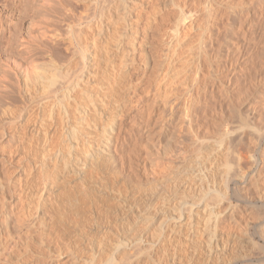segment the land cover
I'll list each match as a JSON object with an SVG mask.
<instances>
[{
    "label": "rangeland",
    "instance_id": "rangeland-1",
    "mask_svg": "<svg viewBox=\"0 0 264 264\" xmlns=\"http://www.w3.org/2000/svg\"><path fill=\"white\" fill-rule=\"evenodd\" d=\"M203 3L204 0L197 1L200 12L205 7ZM259 5L261 6L259 0H255L251 7L252 14L254 13L255 17L260 21V23H256L258 20L255 21L259 28L254 25L252 31L255 34L254 36L252 35L253 38H245V40L240 38L241 42L236 39L243 35V31L241 29L238 30L239 23L236 24V31L234 30L236 34L233 31L229 33L228 36L230 38H228L224 33L223 35L225 36L223 37L222 35V38H220L224 39L221 42H239L240 44L236 42L235 45L237 44L238 47L240 45V49L243 45V50H241L242 54H245L244 57L239 55L242 60L237 57L238 55L235 56L236 54L233 56L239 59L235 68L238 66L240 71L237 68L236 75L232 72V80H230L233 81L232 84L229 82V79H231L229 74L232 68L231 70L230 67L228 68L229 64L227 65V61L222 63V67L226 63V68L223 67L225 69L222 67L218 69L224 70L217 72L218 75H222V77L220 75V80L223 83H230L229 96L223 92L224 96H227L225 98L222 92L217 91L219 88L216 89L214 87L216 90L214 89V92H211L212 94L208 93L209 97L208 95L199 97L197 99L198 102L192 99V104L193 102L197 104L193 105L195 110L197 109V113L195 112L190 126L187 124L182 130H177L180 124L178 120L179 108L175 110L177 115H174L175 119L171 118L170 120L168 113L165 112L167 114L165 117L167 118L164 120L165 126L163 129L160 115L163 114L165 106L168 108L169 104H174L177 107L176 104L181 103L177 97H179V92L180 94L183 92L184 86L179 83L176 86L173 85V87L165 86L162 82L158 84V81L153 79L155 77L154 72L157 70L155 68H158L157 65H159L158 62L160 64L166 62L165 58L162 55L160 56V53L163 52L164 43L159 37L161 35L149 38L150 41L146 40L144 38V29H139L136 33V36H138V49L133 55L134 59L132 62L133 66L136 67V71L132 72L131 78L135 82L133 86L137 87L135 88L136 92L135 90L133 91V87L131 91L130 88L127 91V85H124L125 88H123L122 94H119V96H126L125 92H128L134 99L133 103H131L132 105L127 103L126 109L124 108L127 111L125 115H121L123 116L121 119L122 132L128 136L127 138L130 139V142H126L125 145L118 143L113 146V153H111L113 158L106 160L103 157L105 161L100 164L101 167L97 168L93 165L95 162H91V165L96 169L88 162H90V159L91 161L94 159L92 157L93 152L98 151L100 148L96 146L89 148L88 144L85 145L82 142V145H80H84V147H79L80 150L74 152V154L72 152L73 156L70 159L69 169L61 172V164L65 161L62 160L63 155H60L63 151L61 146L64 145L62 144L64 136L62 139V135L59 134L60 137L58 135V123L52 125L50 134L46 131L49 129H45L43 125L41 136L37 138L30 133L33 128H31L28 118L32 112H25L21 117L18 116L21 109L29 107L31 101L35 99H41L44 102L57 100L58 90L52 92L47 80H50L53 68L55 66L58 67V60L61 61L64 71L67 70L68 73L76 75V68L81 64L77 53L79 36L88 35V18H93L92 14L97 15V13L90 8L92 6L91 0H0V264H186L198 258L199 256H196L194 251L198 249V244L195 240H199L200 236L199 238H197L198 236L193 237L194 234L191 236L189 231L182 227H179V229L177 227L178 234L177 231L176 233H170L168 228L174 227L175 222H179L177 219L170 220V213L177 211L178 207H183L184 203L191 199L202 200L199 207L200 210H203L208 203L212 205L214 203L213 199H218L217 191H221L224 188V185L219 180L220 176L217 177L219 180L217 184L216 179L211 177L208 179L209 181L210 179L213 180L212 182L210 181L211 184H209V181H205L203 187H197V191L193 189L195 192L193 190L190 191L192 193H188L190 194L189 196L187 193L183 194L180 191L174 194L173 191H170V195L166 193L169 196L163 195L165 197L163 198L164 200H160L163 196L161 198L153 197L150 200V193L155 189L158 191L161 188L159 178L163 177L162 173V176H158L159 173H154L153 171L158 168L173 167L175 172V169H180L185 162L192 159L197 160V153L205 150L210 144L211 146H216L222 142L220 134L224 127L225 129L227 128L226 130L233 131V136L237 140L233 141L235 149L246 154L248 152L249 156H254L255 158L249 157L250 160L247 161L251 162V159H253L252 162L255 163L254 160L257 159L259 170L262 167L264 168V80L262 79L264 78V67H262L264 63H262L263 61L260 62V60H264V56L262 57V52H264V44L262 45L264 43V34L263 32L261 33V31H264V29H261L264 15H260L261 11L258 9L261 7ZM201 33V30L197 27L185 31V36L183 37L184 43L186 42L185 48L187 47L184 50L186 51L184 52L185 58L190 57V45L191 43L194 45V43L199 42L197 40H199ZM157 38L159 41H157ZM250 40L253 41L251 42ZM189 52L190 54H187ZM89 53L87 52V55L90 56ZM251 53L254 54V58ZM246 55L249 56L246 57ZM163 58L164 60L161 62L160 59L162 60ZM231 58L232 55L229 56V59ZM250 61L252 62L249 63ZM239 62L243 67L239 66ZM94 63L98 64V61L90 63L84 70L85 74H89L87 79L93 76V73L89 72L90 69L91 71L96 69L94 75L96 74L101 78L100 67L99 65L95 66L96 64ZM248 66L250 70H247L249 69ZM261 67L263 68L262 70ZM152 68L154 70L153 73H151ZM243 68L245 72L247 70V74ZM248 71L251 76L256 72L254 73L256 77L254 78V75L252 76L253 78L249 76ZM241 73L243 77L240 75ZM247 75L250 80L253 79L254 81L244 78ZM237 76L240 78L238 77L237 79ZM233 78L237 80H233ZM99 81L91 79L88 81V85H86L87 82L81 83L85 87L88 86V91L91 90L90 92H93L92 90H94L96 83ZM241 81L242 83H240ZM126 82L128 83V81ZM166 89H171L172 92L168 90L170 93H165V91L168 92ZM233 89L235 90L234 94ZM175 90L177 92H173ZM178 90L180 91L178 92ZM229 97H232L233 101ZM206 98L209 99L206 100ZM165 100L166 105L161 106ZM168 100L171 101L169 102ZM174 101L175 103L177 101V103L175 104ZM203 102L208 103L204 104ZM220 102L224 104H220ZM47 104L49 105L50 103ZM153 107H156L155 110L158 109V112L152 113L149 119L147 118V115H149L148 111H152ZM51 108L52 106H49L44 109L43 118L47 119L49 117ZM109 108L111 109V107ZM110 109H107V113L116 112L115 108ZM41 119H38V121L41 122ZM145 121L148 122L144 124ZM101 123L109 125L105 118L101 120ZM140 126L142 127L140 128ZM135 127H138L140 137ZM258 130L263 133L261 135L262 139L255 136L259 133ZM141 131L143 134L140 133ZM136 137H138V141H135L137 140ZM253 137L255 138L254 141ZM241 140L244 142H241ZM258 145H261V148ZM248 147H255L256 149L254 148L255 150H253V148L249 149ZM66 149L65 146L64 150ZM89 149L92 152L88 153ZM247 149L248 151H246ZM250 150L252 153H249ZM259 153H261L262 157ZM225 158L227 157L222 158L221 162L225 163V160H231L230 158V160ZM193 161L191 162L193 163ZM253 165L250 166L251 168H248L249 165L247 168L245 167L244 174L239 175L231 184V189H234L231 191V195L236 211H234L235 215L229 218L230 220L228 219L230 212L226 210L228 200L224 199L217 202L224 201L220 210L225 215L223 217L224 223L221 226L222 228L220 227V234L218 235H220L219 237L224 235L234 239L231 241L232 246L229 250L230 254L232 253V257L230 256L229 261L226 260L222 264H264V238L261 236L262 231H264V208H262L264 200L257 199L258 196L264 199V171H262L261 179H257V176H254L253 172L250 171ZM166 168L164 169L166 170ZM152 169L154 170L152 171ZM164 169H161V171ZM94 174H96L95 176H102V179L97 176V180L93 181V178L96 179ZM89 177L92 179H89ZM149 178L152 179L150 180ZM193 180L195 181V179ZM44 182H48L47 184H49L51 190L43 198L39 199V207L42 211V221L45 223L49 222V227H47L46 233L41 234L40 229L34 226L31 221L34 218V208L38 202L37 197L31 198V196L40 190V186ZM91 182H94V185ZM95 182L103 183V187L99 183L98 186L100 185L99 188H101L99 190L96 189ZM153 182L157 183V185L155 184L156 186H154ZM251 182L255 184L253 185ZM90 185L96 189L94 190L96 191L95 194H93V187ZM104 185L107 186V189H105ZM149 186L156 188L149 190L151 188ZM12 188L13 190L9 192ZM102 189L106 193L101 191ZM255 190L258 191V196ZM98 192L101 196L98 195ZM139 193L142 194L140 195ZM212 193L216 195L215 198H213L214 195ZM89 196L93 197V200L95 198L93 201L94 205L90 201L92 199ZM98 196L100 200L103 198L101 205H99ZM84 197H89L88 199L90 200L84 199ZM70 198L80 199L78 204L80 207L77 206L79 209L76 208L75 212L70 211L72 207L69 206L67 201ZM83 201L86 204L85 206H87V210H85L87 212L83 210L86 209L82 204ZM147 201H153L155 204L153 202L149 204ZM81 205L83 209H81ZM96 205L99 206L96 207ZM164 206L165 210L158 212V209ZM80 209L85 213L83 211L80 212ZM76 212L78 213L77 215L75 214ZM24 213L25 216H22ZM27 213L29 217H27ZM73 213L74 215H72ZM67 215L70 216L67 217ZM21 217H26V219L20 221ZM63 219L64 222L62 221ZM68 221L74 224H68ZM69 226H71L72 230ZM165 227H167L166 230L164 229ZM69 228L71 231L67 230ZM55 230L58 231V235ZM47 231H52L54 235L49 237ZM139 232L143 234V238L140 239L138 244V241H133V239ZM56 238H59V243L61 244L58 245L56 243L58 240ZM250 238H252V241ZM51 240H54V242L51 243ZM201 260L194 261L206 264L205 261L202 260V262ZM196 262L195 264H199Z\"/></svg>",
    "mask_w": 264,
    "mask_h": 264
},
{
    "label": "bare ground",
    "instance_id": "bare-ground-1",
    "mask_svg": "<svg viewBox=\"0 0 264 264\" xmlns=\"http://www.w3.org/2000/svg\"><path fill=\"white\" fill-rule=\"evenodd\" d=\"M197 1H199V0H91L92 6H90V8L93 12L97 13V15L92 14L93 18H88V26H87V29L89 32L88 35H85V36L80 35L79 36V41L77 42V47H78L77 53L79 54L78 59L81 62V64L79 66H77V68H76V71H77L76 75H74L73 73L72 74L68 73L67 70L64 71V68L61 65V61L58 60V67L55 66L53 68L54 70L52 72L50 80H47V83H49L48 84L49 88L52 89V92L58 90L57 100L54 99L51 102H44L41 99H35V100L31 101L29 107L22 108L21 112L18 116V117H21L23 115V113H25V112H32L28 118L29 122H30L29 124L31 125V128H33L32 130H30V133L37 138L39 136H41V130L43 129V125L45 126V129H49L46 131H48L49 132L48 134H50L52 132V125H55L58 123V135L61 134L62 139L64 136V139L62 141V144H64V145L61 146L63 148V151H62V153H60V155L61 154L63 155L62 160H65V161L62 162V164H61L62 167L58 166V167H61L60 168L61 172L69 169V166H70L69 164H71L70 159L73 156L74 152H77L78 150H80L79 147H84V145L81 146L82 142L85 145L88 144L89 148H93L94 146H96V147L101 149V150L98 149V151L93 152L94 154H92V157H94V159H92V161L90 159V162H88V164H90V165H91V162H95V164H93V163L92 164L97 168L100 166V164L102 162L105 161V159L108 160L109 158H113V156L111 154V153H113V151H112L113 146L117 145L118 143H120V144L122 143V145H125L126 142H130V139L127 138L128 136L124 135V132H122L123 128H122L121 119L123 116H121V115H125V113L127 112L125 110L127 103H129V104L133 103L134 99H132L131 95L128 92L124 91L126 93V96L125 95L119 96V94L122 92V90H124L123 89V88H125L124 85H127L126 86L127 91L129 90L128 88H130V91H131V89L133 87V91L135 90V92H136L135 88H137V87L133 86L135 82H133V80L131 78H132V72L136 71L135 70L136 67L133 66L134 64L132 62L134 59L133 55H135V53L138 49V36H136V33L138 32L139 29H144V38L146 40L147 39L149 40V38H155V37L161 35L159 37L161 38V40H163V43H164V45L162 47L163 52L160 53V56L162 55L165 58L166 62H163L161 64L158 62V64H159V65H157L158 68H155V65H154V68L157 70H155L156 72H154L156 78L153 76L154 77L153 79H156L158 81V84H159V82H160V84L162 82L165 86L167 85V86L173 87V85L176 86L177 83L182 84V86H184L183 92H181V94L179 92L180 90H178L179 94L176 93L179 95V97L175 96L180 100L181 103L176 104L177 101H176V103L174 101V103L177 105V107H175L174 104L171 105V104L167 103V104H169V107L166 108L167 106H165L164 107L165 109L163 108L164 109L163 114L160 115L161 121H162V124H161L162 129L165 126L164 120H166L165 118H167V117H165V115L167 116V114L165 112L168 113V118H170V120H171V118H174L175 117L174 115H176L175 110L177 108L180 109L179 110V118H178L180 124H179V128H177V130L178 129L182 130V129H184L183 127L185 125L188 124L190 126V124L192 123V121L194 119L195 112L197 110V109L195 110V108H194V106L197 104H195L194 102L192 104V101H193L192 99H194V101H196L199 97H203V96L205 97L206 95H208V93L214 92L215 88L216 89L219 88V90H217V91L222 92V94L224 92V93L228 94V96H229V94H230L229 90L231 88L230 83L232 84V82H233V81H230V80H232L231 74H232V72L233 73L237 72L236 70H237L238 66L236 68H235V66L238 65L237 64L238 60L239 59L242 60V57L245 56L244 53L242 54L243 45L241 47L242 50L240 49V45H239V47L237 46V44H240L239 42H241V40H239V39L240 38L242 40H245V38L249 39L250 37H252V35L254 36V34H255V33L253 34L252 30L254 29V25H256L255 21L258 19L255 17L254 13L252 14V11H251L253 1H255V0H235L236 2L238 1L237 3L235 1H234L235 2L234 3L233 0H204L203 5H205V7H204V9L202 8L201 12H200V9H198ZM259 2L261 4V6L259 5V7H261L260 8L261 10L260 9H258V10L261 11L260 15L263 16L264 15V0H259ZM260 15H259V17H261ZM257 22L260 23L259 20L256 21V23ZM237 23L240 24V25L238 24V27H239L238 30L241 29V31H243L242 32L243 35H241L240 32L238 31L239 34L241 35V37L236 38V39L239 40V42L236 41L237 42L236 45H235V43H236L235 41H233V42H230V41L221 42L224 40V39L223 40L220 39V38H222L221 36L224 33H225V35L228 36L229 33L233 32L234 30L236 31L235 28H236ZM261 23H263V25H264V21ZM263 25H261V29H264ZM196 27L198 29H200L202 33H201V36L199 35V37H200L199 40H197L199 42H197L195 44L194 42H196V41H194L193 42L194 45L191 43L192 46L190 45V48H189V50H191V55H190V57H186V58H188V59H186L184 57L185 56L184 52H186V51H184V50L187 47L185 48L186 42L184 43L183 37L185 36V31H188V30L196 28ZM256 27L259 28L257 25H256ZM258 30H260V29H258ZM149 32H151V34H149ZM262 32L264 34V31H261V33ZM247 33H249V34H247ZM235 34H236V32H235ZM225 35H223V37ZM257 35H259V34H257ZM232 37H231V39H232ZM228 38H230V37L228 36ZM157 41H159V39ZM250 41L252 42L253 40H250ZM187 44H188V42H187ZM263 44L264 43H262V45ZM245 47H247V45H245ZM259 48H261V47H259ZM87 52H90L89 53L90 56L87 55ZM263 53L264 52H262V57L264 56ZM187 54H190V52ZM234 54H236L235 56L238 55L237 56L238 58H239V55H242V57L238 59L237 57H233ZM248 54H250V53H248ZM252 54L253 53H251V55ZM260 54H258V55H260ZM230 55H232L233 59L232 58L229 59ZM131 56H132V59H131ZM248 56L246 55V57H248ZM252 56L254 58V54ZM96 57H97V59H96ZM164 58L162 60L160 59V61L162 62L164 60ZM234 58H237V59H234ZM261 58H259V59H261ZM250 60H251V57H250ZM94 61L95 62L98 61V64L97 63H94V64H96L95 66L99 65L100 70H101V78L98 77L96 74L94 75L96 69L93 71H91V69H90L89 72L93 73V76H91V78L87 79V77H89L88 76L89 74H85L84 70L86 69V67L90 63H92ZM225 61H227V65L229 64L228 68L230 67V70L232 68V70L229 74L230 77L228 76L229 78H231V79H229L230 83L228 82V84L223 83L220 80V78L222 77V75L220 73L219 74L221 75V77H220V75L217 74V72L222 70V69L221 70H218V69H220V67H222V63H224ZM261 61H263L262 63H264V60H260V62ZM251 62L252 61H250L249 63H251ZM249 63H247V64H249ZM225 64L223 67H225ZM240 65L242 66V64L239 62V66ZM252 65H254V64H252ZM259 65H262V64L260 63ZM259 65H258V67H260ZM262 67H264V66H262ZM262 67H261V70L263 69ZM133 68H134V70H133ZM165 68H166V70H165ZM225 68H223V69H225ZM240 69H241V67H240ZM238 70H239V68H238ZM243 70H244V68H243ZM247 70H250V67ZM247 70H246V72L244 70V72L246 74H247ZM258 70H260V69H258ZM153 71L154 70L152 68L151 73H153ZM222 71H224V70H222ZM226 73H229V72H226ZM254 73H256V72H254ZM254 73H253V75H254ZM234 75H236V73ZM237 75H239V74H237ZM240 75L242 76V73ZM248 75L251 76V74H249V71H248ZM248 75H247V77H244V78L249 79ZM239 76H237L236 78L238 79ZM244 76H245V74H244ZM255 77L256 76L254 75V78ZM236 78H233V80ZM91 79L100 80L99 82L96 83V87L94 88V90H92L94 93L90 92L91 90L88 91V86L85 87V85H83L81 83V82H87L86 85H88V81ZM129 79H131V80H129ZM222 79H225V78H222ZM262 79L264 80V78H262ZM251 80L254 81L253 79H251ZM251 80L249 79V81H251ZM126 81H128V83ZM155 81H154V83H156ZM226 81H228V80H226ZM235 83H238V82H235ZM240 83H242V81ZM263 85H264V83H263ZM156 86H158V85H156ZM171 89H174V88H171ZM171 89H166V90L167 91L169 90L170 92H172ZM161 90H162V88H161ZM169 91L168 92L165 91V93H170ZM173 92H177V91L175 90ZM220 92H219V94H220ZM127 93H128V95H127ZM163 93H164V91H163ZM234 93H235V90H234L233 94ZM236 94H237V92H236ZM166 95L168 96V94H166ZM213 95H215V94L213 93ZM223 96H224V94H223ZM231 96L233 97V95H231ZM208 97H209V95H208ZM224 97H223V99H224ZM232 97L231 98L229 97V99L232 100ZM225 98H227V96ZM207 99H209V98H206V100ZM166 100L163 102V104L161 106L166 105L165 104ZM168 101L170 102L171 100H168ZM228 101H230V100H228ZM197 102H198V100H197ZM47 103H50V104L48 105ZM206 103H208V102H206ZM206 103H204V104H206ZM222 103L220 102V104H222ZM228 103H230V102H228ZM129 104H128V106H129ZM179 105H181V106H179ZM49 106H52L51 111H50L51 114L49 115V117L47 119H45L42 116L43 111L46 107H49ZM109 107H111V109L115 108L116 112H114V110H113L114 113H112V112L107 113V111L110 109ZM155 108L150 112L148 111L149 115L146 114L148 116L147 118L151 117L150 115L152 113L154 114V112H156V113L158 112V109L155 110ZM221 108H222V106H221ZM209 109H211V108H209ZM202 111H204V110H202ZM206 113H208V112H206ZM200 115H201V113H200ZM145 117H143V118H145ZM40 118H42L41 122L38 121V119H40ZM104 118L107 122H109V125H103L101 123V120ZM146 122H148V121H145L144 124H146ZM141 127L142 126H140V128ZM226 129L224 127V130H221L220 135L222 137V142H220V144H217L216 146L215 145L211 146V144H210L206 149L204 148L205 150H202L199 153H197L198 154L197 160L192 159V160L185 162V163L182 161V163H184V164L181 167L178 166V167H180V169L177 167L178 169L177 170L175 169V172L173 170V167H169V168L164 167V168H166V170L164 168L160 167L161 169H164L162 171L157 166H155V167H157L158 169H155V167H154L155 170L152 169V171L154 170L153 171L154 173H159L158 176H160L162 173L164 178L163 177L159 178V180H160L159 182L161 185L159 183L158 184L161 186V188L163 187L164 189L162 188V190H163L162 191L160 186H159L160 189L157 191L155 189L156 187H153L156 191L153 190L151 193L148 191V193L151 194V195L149 194L150 200H152L153 197L154 198H156V197L161 198L164 194L166 196H169L170 191L171 192L173 191V194L178 193L179 191L182 192L183 194L192 193L190 191H192L193 189H195L197 191L196 188L199 186L203 187L204 182L209 181L208 179L211 177L216 179V184H217V181L220 180L221 183L224 185L223 186L224 188L223 187H222L223 189L220 188L222 190L217 191V194L215 192H213L217 195L218 199H216L215 198L216 195H214L212 193V195H214L213 198H215V199H213L214 203L212 205H210V203H208L209 205L208 204L205 205L203 210H200V208H199L201 206L202 200L191 199L188 201L186 200L187 202L184 203L183 207L180 206V207H178V209H176L177 211L170 213L171 214L170 220H174V219L179 220V222H175L174 227L168 228V231L170 233H172V232L176 233L177 227H178V229H179V227H182L183 229L189 231L191 236H192V234H194L193 237L198 236L197 238H199V236H200L199 240H195L196 243L198 244V249H195V251H194L196 256H199V257L193 259L192 262H187L186 264H195L196 261H194V260H201V259L203 261H205L206 264H222L226 260L229 261V257L232 255V253L230 254V252H229V250L232 246L231 241H233L234 239L232 237H227L224 235L219 237L220 235H218V234H220L219 229L224 223L223 217L225 215H224L223 211L220 210V207L224 201L219 202V203H217V202L222 201L224 199L228 200V204H227L228 206L225 204V206H227L226 210H228L230 212V214L228 212V214H229L228 219L233 217V215H235L234 211H236L235 210L236 206L233 205L231 191L234 189H231V184L235 181L234 179H237V177L239 175L244 174L245 167L247 168L248 165H249L248 168H251L250 166L252 164H254L252 169H250V171L253 172L254 176H257L256 177L257 179L261 177L262 171H264V170H262V169H264L263 167H262V169L260 168V170H259V168H258L259 164H258L257 159L254 160L255 163L252 162L253 159L255 158L254 156L253 157L249 156L248 152L246 154L243 151L235 149V145H233V141L235 140V138L233 136L234 133H233V131L226 130ZM135 130L138 131V134H139L138 127H135ZM258 132L259 133H257L255 136L259 137V139H262L261 135H263V133L260 132L259 130H258ZM140 133H142V131ZM220 135H219V138H220ZM44 136H45V134H44ZM59 137H60V135H59ZM139 137H140V134H139ZM136 138H137V140H135V139L134 140L138 141V137H136ZM254 139L255 138L253 137V141H254ZM235 141H237V140H235ZM242 141L243 140H241V142ZM65 146L67 149H69V151H67V149L64 150ZM255 147H256V145H255ZM252 148L253 147H251L249 149H252ZM254 148H253V150L256 149V148L255 149ZM259 148H261V145L259 146ZM87 149H86V152H87ZM246 151H248V149ZM72 152H73V154H72ZM90 152H92L91 149L88 150V153H90ZM114 152H115V150H114ZM249 153H252L251 150L249 151ZM260 154L261 153H259V155ZM99 155H101V156L98 157ZM222 156L227 157L228 159L230 158L231 160L230 159L229 160L231 162L228 160H225L226 161L225 163L221 162L223 160L222 158H224ZM249 157L253 158V159H251L252 163L247 161V160H250ZM65 158H67V159H65ZM196 158H197V155H196ZM227 158H225V159H227ZM247 158H249V159H247ZM73 159H75V158H73ZM97 159H99V160H97ZM62 160L60 159V161H62ZM183 160H185V159H183ZM191 161H193V163ZM85 162L87 163V161H85ZM95 167H93V168H95ZM73 168H74V166H73ZM171 170H173V172H171ZM169 174H171V175H169ZM91 175H93V174H91ZM91 175H89V176H91ZM95 175L96 174H94L95 178L97 176H99V175H97V176H95ZM218 176H220L219 180L217 179ZM97 178L96 179L93 178V181L97 180ZM153 178H154V176H153ZM156 178H157V176H156ZM156 178L154 179L155 182H156ZM89 179H92V178L89 177ZM192 179H195V181L193 180L194 181L193 182ZM99 181L101 182L100 179H99ZM157 181H158V179H157ZM210 181L212 182L213 180L210 179ZM210 181H209V184H211ZM253 181H255V179H253ZM47 183L48 182H44L43 185L40 186V190L36 194L31 196V198H34V197L38 198L37 206H35V208H34V211H35L33 214L34 218L31 221L33 222L34 226H37L40 229L41 234L46 233V229H47V227H49V224H48L49 222L45 223L44 221H42V218H41V212L42 211H41V208L39 207V204H40L39 199H41V197L43 198V196L51 190V188H49L50 187L49 184H47ZM95 183H96V185H95L96 189L99 190L101 187H103L102 186L103 183L102 184L100 183L101 184L100 188H99L100 185L98 186L99 183L98 182H95ZM150 183L152 184V182H150ZM251 183H253V185L255 184L254 182H251ZM153 184H154V186L157 185V183H154V182H153ZM257 184H258V182H257ZM213 185H214V182H213ZM90 186H92V185H90ZM104 187H105V189H107L106 188L107 186L104 185ZM149 187H151V186H149ZM95 188L93 187V191L96 190ZM148 188H147V190H148ZM153 188L151 187L149 190H152ZM157 188H158V186H157ZM201 189H203V188H201ZM12 190H13V188L10 189L9 192H11ZM147 190H145V191H147ZM195 190H193V192H195ZM198 190H199V188H198ZM101 191H104V189H102ZM255 191H257V190H255ZM95 192L96 191H94L93 194H95ZM99 192H98V195H99ZM104 193H106V192L104 191ZM144 193H146V192H144ZM166 193H169V195H167ZM91 195H92V193H91ZM176 195H178V194H176ZM189 195L190 194H188V196ZM259 195H261V194H259ZM99 196H101V195H99ZM147 196H148V194H147ZM257 196H258V191H257ZM89 197H84V199L85 198L88 199ZM219 197L222 199H220ZM163 198H165V197L163 196L160 200H162ZM87 199H86V201H87ZM90 199H92V200H90ZM90 199H88V200L92 201V203L95 200V198L93 200V197H90ZM98 199L100 200V197ZM146 199H148V198H146ZM257 199L264 200L261 198V196H258ZM101 200H100L99 205H101ZM153 200H155V199H153ZM67 201L69 203V206L72 207V208H70V211L75 212L74 210L76 208H78L77 206H79L78 204L80 202V199L70 198V199H67ZM81 201H82V199H81ZM84 201H83V203L82 202L81 203L85 206L86 204H84ZM147 202L149 204H151L153 201L152 202L150 201L151 203L149 201H147ZM153 203L155 204V202H153ZM249 203H251V202H249ZM93 205H94V203H93ZM98 206L96 205V207H98ZM262 206L261 207L264 208V201L262 202ZM86 207L87 206H85V208ZM81 209H83V206L81 207ZM81 209L79 210L80 212L83 210L84 211L87 210V208L83 209V210H81ZM164 210H165V206L160 207L158 209V212H161ZM20 211H22V210H20ZM79 211H77V212H79ZM77 212L75 213L76 215L78 214ZM85 212H87V211H85ZM6 213L10 214L11 212H6ZM84 213H83V215H84ZM72 215H74V213ZM22 216H25V213L22 214ZM68 216H70V215H67V217ZM27 217H29L28 213H27ZM64 217H66V216H64ZM69 218H71V217H69ZM74 218H72V219H74ZM20 219H21L20 221H23L26 219V217H21ZM35 220H36V222H35ZM62 221L64 222V219ZM65 221H66V219H65ZM68 224H71V223H69V221H68ZM73 224L74 223L72 222L71 225H73ZM69 227L71 228V226H69ZM51 228H52V226H51ZM70 228L67 230H70ZM166 228L167 227H165L164 229L166 230ZM71 230H72V228H71ZM55 232L57 233L58 231L55 230ZM47 233L49 234L48 235L49 237L54 235V233L52 231L51 232L47 231ZM68 233H69V231H68ZM177 234H178V231H177ZM57 235H58V233H57ZM190 235H189V237H190ZM261 236L264 238V231H262ZM174 237H176V236H174ZM142 238H143V234L141 232H139L136 235L135 239H133V241L137 240L138 241L137 243L139 244L140 239H142ZM251 239L252 238H250V240ZM56 240H57L56 243H58V245L61 244V243H59V238H56ZM50 242L53 243L54 240H51Z\"/></svg>",
    "mask_w": 264,
    "mask_h": 264
}]
</instances>
